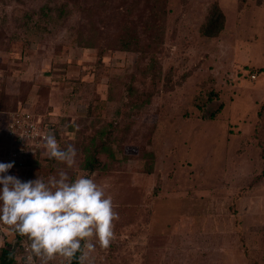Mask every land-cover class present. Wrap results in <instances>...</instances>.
<instances>
[{
    "label": "rangeland",
    "instance_id": "374dc122",
    "mask_svg": "<svg viewBox=\"0 0 264 264\" xmlns=\"http://www.w3.org/2000/svg\"><path fill=\"white\" fill-rule=\"evenodd\" d=\"M213 2L224 28L206 37ZM11 109L44 115L77 156L8 175L63 170L112 196L94 264H264V0H0V163ZM22 239L0 225L17 264Z\"/></svg>",
    "mask_w": 264,
    "mask_h": 264
},
{
    "label": "clouds",
    "instance_id": "9594fccd",
    "mask_svg": "<svg viewBox=\"0 0 264 264\" xmlns=\"http://www.w3.org/2000/svg\"><path fill=\"white\" fill-rule=\"evenodd\" d=\"M42 147L48 159L76 164L75 147L62 149L53 133L44 135ZM12 167L0 163V225L23 238L22 264H94L93 253L110 247L119 219L105 187L85 175L71 180L63 170L47 181H21L7 174Z\"/></svg>",
    "mask_w": 264,
    "mask_h": 264
},
{
    "label": "built area",
    "instance_id": "2783aa9c",
    "mask_svg": "<svg viewBox=\"0 0 264 264\" xmlns=\"http://www.w3.org/2000/svg\"><path fill=\"white\" fill-rule=\"evenodd\" d=\"M249 76L255 79L256 73L251 72ZM49 132L54 134L53 124L44 115L27 110L10 111L5 125V138L9 144L5 154L6 162L23 168L45 156L43 137Z\"/></svg>",
    "mask_w": 264,
    "mask_h": 264
},
{
    "label": "trees",
    "instance_id": "16d2710c",
    "mask_svg": "<svg viewBox=\"0 0 264 264\" xmlns=\"http://www.w3.org/2000/svg\"><path fill=\"white\" fill-rule=\"evenodd\" d=\"M243 2L244 0H239L240 4ZM40 12L46 15L48 13L47 10H43V9H40ZM223 28H224L223 10L218 2H213L210 7L206 21L201 27V32L206 37H216L223 30ZM220 108H221V104H219V106L215 110L207 114H203L202 116L213 118L215 114L220 110ZM53 128H54V131H57L56 127L53 126ZM92 158H93L92 162L88 161V163L86 164V169L90 172L93 171L99 165L98 158H96L95 155L92 156ZM34 161L35 160H33V162ZM16 237L18 239L21 238L19 236H16ZM0 264H17L13 251L7 248L6 246H3L0 248ZM73 264H77V261L73 260Z\"/></svg>",
    "mask_w": 264,
    "mask_h": 264
},
{
    "label": "crops",
    "instance_id": "0c3cea01",
    "mask_svg": "<svg viewBox=\"0 0 264 264\" xmlns=\"http://www.w3.org/2000/svg\"><path fill=\"white\" fill-rule=\"evenodd\" d=\"M13 110H18V109H11V110H8V111H4L3 115V124H2V136L4 135L5 136V125H6V121H7V115L10 111H13Z\"/></svg>",
    "mask_w": 264,
    "mask_h": 264
}]
</instances>
